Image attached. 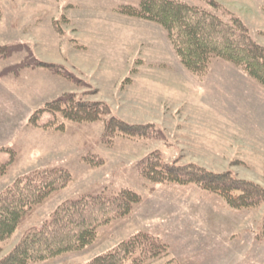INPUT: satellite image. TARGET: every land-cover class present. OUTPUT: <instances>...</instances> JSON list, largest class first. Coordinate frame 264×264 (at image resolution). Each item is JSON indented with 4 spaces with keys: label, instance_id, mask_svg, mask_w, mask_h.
<instances>
[{
    "label": "rangeland",
    "instance_id": "1",
    "mask_svg": "<svg viewBox=\"0 0 264 264\" xmlns=\"http://www.w3.org/2000/svg\"><path fill=\"white\" fill-rule=\"evenodd\" d=\"M174 1L238 18L264 46V0H214L217 10L211 0ZM140 2L0 0V163L8 165L0 194L40 171L72 177L0 242V259L65 201L126 189L141 197L128 216L101 227L82 251L34 264H87L141 233L167 249L150 264H264V202L233 209L198 185L152 182L141 170L158 153L264 189V87L219 58L202 75L189 71L161 25L120 12ZM65 94L109 113L74 122L45 112L31 123ZM111 118L151 125L152 136H104Z\"/></svg>",
    "mask_w": 264,
    "mask_h": 264
},
{
    "label": "trees",
    "instance_id": "2",
    "mask_svg": "<svg viewBox=\"0 0 264 264\" xmlns=\"http://www.w3.org/2000/svg\"><path fill=\"white\" fill-rule=\"evenodd\" d=\"M210 5L215 10L220 8L214 0ZM120 12L161 25L177 56L192 73L204 74L211 61L219 58L241 67L264 87V46L253 40L240 19L232 16L225 22L208 10L174 0H141L138 7L124 6ZM45 112L61 113L74 122H96L109 109L103 103L87 104L77 101L73 94H65L32 116L31 123L37 124V118ZM150 128L151 125H125L111 118L104 136L120 133L131 138H150ZM7 166L0 163V175ZM141 170L152 182L198 185L219 195L233 209L253 208L264 202V189L253 183L234 179L229 173L215 175L199 167L167 164L158 153L150 154L142 162ZM71 180L68 171L54 168L17 179L6 188L0 194V242L14 234L30 210ZM140 202L139 194L126 189L117 194L102 192L65 201L40 228L28 230L8 256L0 259V264H34L82 251L95 241L101 227L125 218ZM166 252L157 239L141 233L87 264H150Z\"/></svg>",
    "mask_w": 264,
    "mask_h": 264
}]
</instances>
